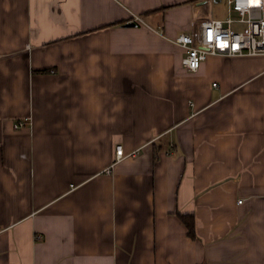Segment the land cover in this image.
Here are the masks:
<instances>
[{
    "label": "crops",
    "instance_id": "0c3cea01",
    "mask_svg": "<svg viewBox=\"0 0 264 264\" xmlns=\"http://www.w3.org/2000/svg\"><path fill=\"white\" fill-rule=\"evenodd\" d=\"M218 1L0 0V264H264V56L177 43Z\"/></svg>",
    "mask_w": 264,
    "mask_h": 264
},
{
    "label": "built area",
    "instance_id": "2783aa9c",
    "mask_svg": "<svg viewBox=\"0 0 264 264\" xmlns=\"http://www.w3.org/2000/svg\"><path fill=\"white\" fill-rule=\"evenodd\" d=\"M228 14L224 19L210 20L209 44L197 46L192 35L182 34L177 43L184 49L182 65L191 72L196 71L209 55L264 56V0H225ZM236 14V17L232 15ZM135 19H139L137 16ZM234 24L241 25L235 29ZM26 120L13 124L19 129ZM121 144L115 146V160L125 157Z\"/></svg>",
    "mask_w": 264,
    "mask_h": 264
},
{
    "label": "rangeland",
    "instance_id": "374dc122",
    "mask_svg": "<svg viewBox=\"0 0 264 264\" xmlns=\"http://www.w3.org/2000/svg\"><path fill=\"white\" fill-rule=\"evenodd\" d=\"M227 13V5L225 0H220L218 2H214V17L218 18H225ZM234 17H236V14L233 12L232 14ZM233 27L235 29H240L241 25L234 24Z\"/></svg>",
    "mask_w": 264,
    "mask_h": 264
},
{
    "label": "trees",
    "instance_id": "16d2710c",
    "mask_svg": "<svg viewBox=\"0 0 264 264\" xmlns=\"http://www.w3.org/2000/svg\"><path fill=\"white\" fill-rule=\"evenodd\" d=\"M180 217L183 220V222L185 223V225L187 226L188 234L193 236L194 232H193V219H192V216L191 215L181 214Z\"/></svg>",
    "mask_w": 264,
    "mask_h": 264
},
{
    "label": "water",
    "instance_id": "95a60500",
    "mask_svg": "<svg viewBox=\"0 0 264 264\" xmlns=\"http://www.w3.org/2000/svg\"><path fill=\"white\" fill-rule=\"evenodd\" d=\"M127 25L128 26H133V25H135V23L134 22H128Z\"/></svg>",
    "mask_w": 264,
    "mask_h": 264
}]
</instances>
